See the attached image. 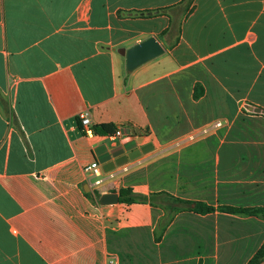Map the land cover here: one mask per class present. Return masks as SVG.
<instances>
[{
    "label": "crops",
    "instance_id": "crops-1",
    "mask_svg": "<svg viewBox=\"0 0 264 264\" xmlns=\"http://www.w3.org/2000/svg\"><path fill=\"white\" fill-rule=\"evenodd\" d=\"M181 1L0 0V264H166V242L170 264H245L263 242L259 213L180 210L160 233V206L99 201L264 206V0ZM149 35L165 51L127 71L118 49ZM85 110L121 135L84 134Z\"/></svg>",
    "mask_w": 264,
    "mask_h": 264
},
{
    "label": "trees",
    "instance_id": "trees-1",
    "mask_svg": "<svg viewBox=\"0 0 264 264\" xmlns=\"http://www.w3.org/2000/svg\"><path fill=\"white\" fill-rule=\"evenodd\" d=\"M185 0H182L183 2ZM190 3L191 0H186ZM167 9V7H164ZM191 8H186L184 13V18H186L187 14L190 12ZM147 12V11H145ZM184 12V10H183ZM149 13H146L147 16ZM169 24L168 26L162 30L161 34H166L169 29L171 31V27L173 25L171 15L169 16ZM175 30L178 32V27L175 25ZM178 40L176 36L175 41ZM92 130L95 134H103L108 135L111 134L115 126L111 123H100V124H92ZM118 201L119 202H148L152 205L160 206L165 213L158 220V227L160 228V233L162 229L168 224L171 220L172 216L180 211V210H189L196 213H207L214 210H220L225 212H239V213H255V214H264V206L257 207H247V206H235L229 204H219L212 205L206 203L202 200H189L183 199L177 196H173L166 191H156L150 192L148 194L136 193L130 187H121L118 190ZM264 259V240L259 245V247L254 251V253L249 257L245 264H260V262Z\"/></svg>",
    "mask_w": 264,
    "mask_h": 264
},
{
    "label": "water",
    "instance_id": "water-1",
    "mask_svg": "<svg viewBox=\"0 0 264 264\" xmlns=\"http://www.w3.org/2000/svg\"><path fill=\"white\" fill-rule=\"evenodd\" d=\"M165 51L164 46L158 41L154 35L140 40L128 48L120 47L118 52L125 57V68L132 71L142 63L162 54ZM255 112H262L264 109L258 106L250 107ZM101 203H115L118 201V193H103L99 196Z\"/></svg>",
    "mask_w": 264,
    "mask_h": 264
},
{
    "label": "built area",
    "instance_id": "built-area-1",
    "mask_svg": "<svg viewBox=\"0 0 264 264\" xmlns=\"http://www.w3.org/2000/svg\"><path fill=\"white\" fill-rule=\"evenodd\" d=\"M78 126L79 129L86 135L91 136L94 132L92 130V122L90 119V115L87 110L82 111L78 114ZM214 126H220V121L217 120L214 122ZM112 137H117L121 135V129L116 127L114 131L110 134ZM84 170L92 177H94V182L98 183L100 181V173L99 168L96 161H91L90 163L84 166ZM108 264H113L112 260H108Z\"/></svg>",
    "mask_w": 264,
    "mask_h": 264
},
{
    "label": "rangeland",
    "instance_id": "rangeland-1",
    "mask_svg": "<svg viewBox=\"0 0 264 264\" xmlns=\"http://www.w3.org/2000/svg\"><path fill=\"white\" fill-rule=\"evenodd\" d=\"M182 18V16H181ZM264 175V173H262ZM250 177V176H248ZM261 197V205H264V177H262V193L260 195ZM163 210V209H162ZM165 213V211L163 210V214ZM262 220H264V214L262 215ZM162 249L165 251V260H166V264H170V262L173 261V254L176 250H178L176 247H174V245L171 242H166L163 244Z\"/></svg>",
    "mask_w": 264,
    "mask_h": 264
}]
</instances>
